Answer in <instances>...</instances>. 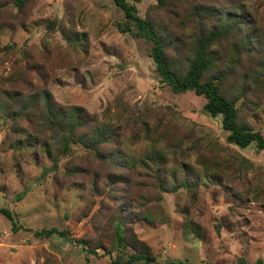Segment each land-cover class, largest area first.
Listing matches in <instances>:
<instances>
[{"label":"rangeland","instance_id":"1","mask_svg":"<svg viewBox=\"0 0 264 264\" xmlns=\"http://www.w3.org/2000/svg\"><path fill=\"white\" fill-rule=\"evenodd\" d=\"M126 2L134 6L135 16L162 15L159 8H150L156 0ZM188 2L169 4L165 18L181 21ZM203 2L218 5L221 0ZM245 2L264 38V0ZM26 5L17 13L11 0H0L1 87L24 70V79L36 87V76L27 67L37 61L44 78L40 88L52 102L78 105L94 120L117 123L121 140L132 138L141 122L166 130L165 161L174 169L200 152L225 161L218 172H200L191 187L159 191L152 166L130 173L99 162L68 139V121L43 118L26 129L30 135H15L0 113V207L13 218L12 223L0 213V264H109L110 257L125 258L131 250L119 243L113 227L109 255L84 252L73 241L99 239L113 207L122 202H131L136 215L132 230L154 256L149 264H264V148L228 143L220 115L203 109L202 96L172 92L155 70L151 43L112 0H28ZM248 55H240L241 71L253 66ZM185 59L177 61L183 65ZM245 120L264 137V92ZM143 140L142 133V147L147 146ZM107 173L129 174V183L114 187L116 201L107 202L93 220L76 222L92 200L90 184L100 187ZM51 227L67 229L73 239L33 233Z\"/></svg>","mask_w":264,"mask_h":264},{"label":"trees","instance_id":"2","mask_svg":"<svg viewBox=\"0 0 264 264\" xmlns=\"http://www.w3.org/2000/svg\"><path fill=\"white\" fill-rule=\"evenodd\" d=\"M27 1L11 0L17 13L26 9ZM112 1L127 18L133 20L140 35L151 43L149 56L160 79L172 92L192 91L195 95L202 96L203 109L210 116L220 115L221 128L226 131L225 140L228 143L240 148L249 144H253L256 150L264 148V137L259 131L253 130L245 120L247 112L254 109L258 98L264 92V38L261 32L258 33L257 18L248 9L246 0H221L218 5L207 4L203 0H188L187 10L183 11V19L179 22L173 21L172 17L165 18L170 13L165 7L169 4L177 7L182 0H156L155 4L150 6L162 10V15L156 18H151L147 12L143 17L135 16L134 6L126 0ZM170 10L172 11L171 8ZM13 16L14 13L11 17L14 18ZM225 45L227 51L223 53ZM217 47L221 48V57ZM3 48L11 47L5 45ZM243 52L249 54L246 60L253 64L248 71H241L244 69V66L240 65V55ZM178 57L182 60L186 58L183 65L178 63ZM41 66L40 62L32 61L27 67V71L36 76V87L24 79L25 70L23 73L20 71L16 77L10 76L7 79V88L0 86V113L10 122L8 127L15 135H30L26 129L31 128L35 121L43 118L53 121L59 117L60 121H68V139L74 138L89 149L88 152L94 159L126 168L130 173H142V166H152L156 188L165 192H173L180 187H191L198 182L197 175L200 172H218L224 163L225 160L219 156L203 155L200 152L191 156V159L187 157L188 162L185 159L182 162L177 160L178 168L174 169L165 161V146L168 140L166 130L156 126L149 129L146 123L141 122L133 137L130 136L132 138L121 140L118 133L120 125L117 123L104 118L94 120L78 105L63 107L52 102L49 93L40 88L44 82ZM16 82L18 86L15 85ZM142 133L143 141L147 144L144 147ZM6 137L4 141L8 142L10 138ZM106 145L109 147L106 148ZM55 158L56 153H52L51 159ZM191 160L194 164H189ZM129 176L107 173L100 187L95 181L92 182V200L86 209L79 213L76 222L82 218L93 220L100 210L107 207V202L116 201L114 187L118 184H128ZM96 197L99 204L97 208H93ZM138 205L137 203L136 206ZM130 206L131 202H122L113 207L99 239L91 241L79 238L73 240L74 243L80 244L84 252L96 254V250H100L109 255L111 245L115 241V233L111 228L113 227L119 235V243L128 247L131 252L125 258L110 257L109 264L153 262L154 256L149 246L138 239L132 230L136 215ZM0 213L13 223L8 209L0 207ZM33 233L36 236L47 237L55 234L73 239L67 229L58 230L51 227Z\"/></svg>","mask_w":264,"mask_h":264}]
</instances>
